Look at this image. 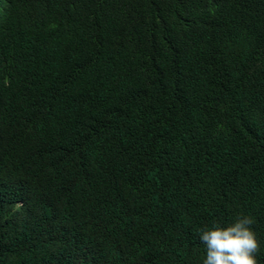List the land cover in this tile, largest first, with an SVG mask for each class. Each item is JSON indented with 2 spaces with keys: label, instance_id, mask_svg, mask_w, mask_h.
Segmentation results:
<instances>
[{
  "label": "trees",
  "instance_id": "obj_1",
  "mask_svg": "<svg viewBox=\"0 0 264 264\" xmlns=\"http://www.w3.org/2000/svg\"><path fill=\"white\" fill-rule=\"evenodd\" d=\"M254 218L264 0H0V264H203Z\"/></svg>",
  "mask_w": 264,
  "mask_h": 264
},
{
  "label": "clouds",
  "instance_id": "obj_2",
  "mask_svg": "<svg viewBox=\"0 0 264 264\" xmlns=\"http://www.w3.org/2000/svg\"><path fill=\"white\" fill-rule=\"evenodd\" d=\"M254 222L253 217L242 215L227 226L217 221L202 229L200 241L206 246L203 264H258L260 245Z\"/></svg>",
  "mask_w": 264,
  "mask_h": 264
}]
</instances>
